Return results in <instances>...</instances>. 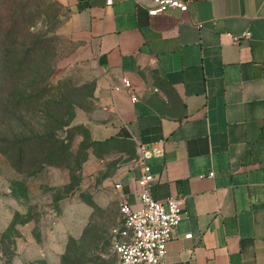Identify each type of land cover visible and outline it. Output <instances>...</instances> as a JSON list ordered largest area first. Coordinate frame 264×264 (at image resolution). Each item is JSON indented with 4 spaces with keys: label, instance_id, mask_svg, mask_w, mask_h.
Wrapping results in <instances>:
<instances>
[{
    "label": "crops",
    "instance_id": "crops-1",
    "mask_svg": "<svg viewBox=\"0 0 264 264\" xmlns=\"http://www.w3.org/2000/svg\"><path fill=\"white\" fill-rule=\"evenodd\" d=\"M62 3L69 40L99 76L92 139L136 152L163 143L152 193L183 209L166 264H264V0H190L159 15L154 0ZM138 177L115 190L135 209Z\"/></svg>",
    "mask_w": 264,
    "mask_h": 264
},
{
    "label": "rangeland",
    "instance_id": "rangeland-1",
    "mask_svg": "<svg viewBox=\"0 0 264 264\" xmlns=\"http://www.w3.org/2000/svg\"><path fill=\"white\" fill-rule=\"evenodd\" d=\"M17 19L22 30L8 50L17 60L37 51L21 78L0 84V146L34 139L41 147L22 173L0 151V264H118L115 185L134 169L136 149L95 141L85 126L99 76L67 36L62 0H0V24Z\"/></svg>",
    "mask_w": 264,
    "mask_h": 264
},
{
    "label": "built area",
    "instance_id": "built-area-1",
    "mask_svg": "<svg viewBox=\"0 0 264 264\" xmlns=\"http://www.w3.org/2000/svg\"><path fill=\"white\" fill-rule=\"evenodd\" d=\"M154 3L155 6L149 10L150 15H159L173 9L187 12L190 0H154ZM250 36V32H245L234 35L233 39L239 42ZM123 83L128 90H132L129 79L125 78ZM131 98L133 101L139 100L135 94ZM164 152L163 143L138 145L134 168L139 172L137 187L140 207L135 209L125 200L119 202L123 224L114 229L113 245L119 258L118 264H166L167 243L182 220L183 209L180 198L170 197L160 201L153 196L152 188L157 176L152 172L149 160L164 155ZM121 188L120 184L115 185L116 190ZM186 238L192 239L193 234H187Z\"/></svg>",
    "mask_w": 264,
    "mask_h": 264
},
{
    "label": "trees",
    "instance_id": "trees-1",
    "mask_svg": "<svg viewBox=\"0 0 264 264\" xmlns=\"http://www.w3.org/2000/svg\"><path fill=\"white\" fill-rule=\"evenodd\" d=\"M23 13H25V11H23ZM20 30H22L20 19L14 22H4L0 24V84L3 88L16 79L18 80L21 78L22 75L20 74H24L25 71L23 70L25 65L30 62L37 51V46L32 45L23 52L21 56L22 59L17 60L21 53H14L8 50L9 47L17 45L16 38L21 33ZM1 65L4 66L1 67ZM35 100H37V98ZM25 102H29V105L35 103L34 100ZM22 105L23 103L17 102L13 104V109L15 111L21 110ZM3 142L5 145L2 144V146H0L1 153L9 159L20 173L23 172L29 158L37 152L39 149L38 147H41L40 142L34 139L4 140ZM67 260L68 259H66V262L69 263Z\"/></svg>",
    "mask_w": 264,
    "mask_h": 264
}]
</instances>
